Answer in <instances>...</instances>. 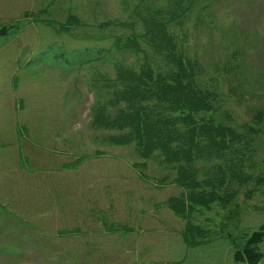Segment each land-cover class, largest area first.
I'll use <instances>...</instances> for the list:
<instances>
[{
  "label": "rangeland",
  "instance_id": "374dc122",
  "mask_svg": "<svg viewBox=\"0 0 264 264\" xmlns=\"http://www.w3.org/2000/svg\"><path fill=\"white\" fill-rule=\"evenodd\" d=\"M168 5L167 0H0V29H8L0 36V146L14 134L18 144L23 138L38 143L41 134L47 144L61 135L62 180L70 178L64 174L71 167L85 191L99 194L104 182L113 237L111 263L105 264H244L234 253L264 222V0H196L165 25L179 49L199 63L202 83L216 91V114L250 144L244 150L249 177L232 183L234 198L225 206L197 207L189 220L165 205L183 192L172 181L171 165L156 154L141 158L133 142L115 144L112 137L123 131L106 125L122 106L109 103L115 63L138 69L152 56L140 38L141 51L129 47L128 38L144 31L148 10L163 14ZM71 16L77 24L68 23ZM204 165L198 163L203 172ZM81 176L89 179V190ZM188 222L204 231L194 246L184 242ZM2 223L0 264L75 263L60 253L64 245L41 246ZM118 232L126 238L118 240ZM260 249L264 252V241Z\"/></svg>",
  "mask_w": 264,
  "mask_h": 264
},
{
  "label": "trees",
  "instance_id": "16d2710c",
  "mask_svg": "<svg viewBox=\"0 0 264 264\" xmlns=\"http://www.w3.org/2000/svg\"><path fill=\"white\" fill-rule=\"evenodd\" d=\"M195 1L167 0L169 11L163 14L148 10L142 19L144 31L128 38V42L135 51L148 47L152 56L138 69L115 63L109 103L122 106L106 120V125L123 131L112 137L115 144L133 142L141 158L156 154L164 164L171 165L175 170L172 181L183 192L169 197L165 205L187 220L197 207L208 208L212 203L225 206L235 196L232 183H243L249 177L244 170L248 140L216 114V91L202 83L199 63L179 49L165 28L168 20L174 22ZM68 23L77 24V17L71 16ZM6 33V27L0 29V36ZM115 40L117 48H121L122 40ZM198 163L205 164L204 172ZM201 173L204 175L199 178ZM183 233L184 242L194 246L204 231L188 222ZM263 241L264 222L244 238L234 260L259 264L264 259L260 249Z\"/></svg>",
  "mask_w": 264,
  "mask_h": 264
},
{
  "label": "crops",
  "instance_id": "0c3cea01",
  "mask_svg": "<svg viewBox=\"0 0 264 264\" xmlns=\"http://www.w3.org/2000/svg\"><path fill=\"white\" fill-rule=\"evenodd\" d=\"M14 136L10 135V140L6 141L7 147L0 146L2 224L6 229H19L37 238L41 246L46 243L51 247L56 243L64 245L67 250L60 253L70 255L74 264L111 263V211L108 199L105 201L109 195L103 191L104 182L97 186L99 191L102 187L99 194L85 191V186L78 184L79 174L75 178L71 167L64 174L70 178L62 180L61 135L54 134L47 144L44 134L40 135L38 143L23 138L18 144V137ZM80 180L81 185L89 181L82 176ZM76 187L85 193L79 194ZM114 211L113 215L123 216L121 211ZM119 221L122 222V217ZM115 234L118 240L126 238L121 237L120 232Z\"/></svg>",
  "mask_w": 264,
  "mask_h": 264
}]
</instances>
